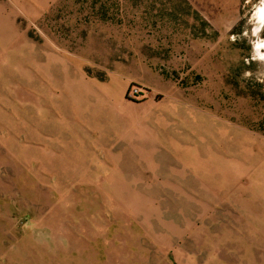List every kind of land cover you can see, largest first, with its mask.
I'll use <instances>...</instances> for the list:
<instances>
[{"label": "rangeland", "instance_id": "obj_1", "mask_svg": "<svg viewBox=\"0 0 264 264\" xmlns=\"http://www.w3.org/2000/svg\"><path fill=\"white\" fill-rule=\"evenodd\" d=\"M44 2L0 0V264H264L258 0Z\"/></svg>", "mask_w": 264, "mask_h": 264}, {"label": "clouds", "instance_id": "obj_2", "mask_svg": "<svg viewBox=\"0 0 264 264\" xmlns=\"http://www.w3.org/2000/svg\"><path fill=\"white\" fill-rule=\"evenodd\" d=\"M247 2H251V0H247ZM253 19L258 20L259 22L264 23V0H258V3L253 5V12H252V16L249 18V23H251L253 21ZM256 31H259V29L257 28ZM245 35H247V32H245ZM260 47H264V43L262 44H257L256 48H260ZM264 60V54L261 55H256L253 54L251 57V60ZM251 61H246V63H250ZM245 77H252V73L249 72H245L244 73ZM256 80L258 83L264 84V77H262L261 75H257Z\"/></svg>", "mask_w": 264, "mask_h": 264}, {"label": "crops", "instance_id": "obj_3", "mask_svg": "<svg viewBox=\"0 0 264 264\" xmlns=\"http://www.w3.org/2000/svg\"><path fill=\"white\" fill-rule=\"evenodd\" d=\"M44 1H45L44 3L48 2L46 7H48V6L51 7V6H53L54 2L57 0H51V1L50 0H44ZM39 11L42 14V13H46L47 9L39 8Z\"/></svg>", "mask_w": 264, "mask_h": 264}, {"label": "trees", "instance_id": "obj_4", "mask_svg": "<svg viewBox=\"0 0 264 264\" xmlns=\"http://www.w3.org/2000/svg\"><path fill=\"white\" fill-rule=\"evenodd\" d=\"M259 130L264 133V116L259 122Z\"/></svg>", "mask_w": 264, "mask_h": 264}, {"label": "bare ground", "instance_id": "obj_5", "mask_svg": "<svg viewBox=\"0 0 264 264\" xmlns=\"http://www.w3.org/2000/svg\"><path fill=\"white\" fill-rule=\"evenodd\" d=\"M262 43H264V40H262V41L259 42V44H262ZM259 49L264 50V47L258 48V51H259Z\"/></svg>", "mask_w": 264, "mask_h": 264}, {"label": "built area", "instance_id": "obj_6", "mask_svg": "<svg viewBox=\"0 0 264 264\" xmlns=\"http://www.w3.org/2000/svg\"><path fill=\"white\" fill-rule=\"evenodd\" d=\"M133 93H137L138 92V90L137 89H133V91H132Z\"/></svg>", "mask_w": 264, "mask_h": 264}]
</instances>
